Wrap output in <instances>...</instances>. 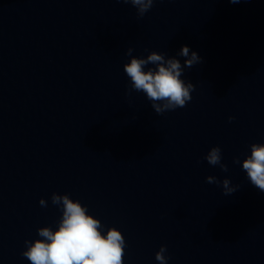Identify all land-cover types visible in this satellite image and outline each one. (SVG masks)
Masks as SVG:
<instances>
[{"label":"water","instance_id":"water-1","mask_svg":"<svg viewBox=\"0 0 264 264\" xmlns=\"http://www.w3.org/2000/svg\"><path fill=\"white\" fill-rule=\"evenodd\" d=\"M183 45L203 62L184 67ZM152 51L180 60L185 107L157 114L129 89L124 66ZM253 143L264 0H155L142 18L123 0H0V264H31L25 241L59 228L54 192L102 236L121 232L122 264H159L161 245L167 264H264V192L242 167ZM214 146L227 172L204 159ZM210 175L240 187L224 195Z\"/></svg>","mask_w":264,"mask_h":264},{"label":"clouds","instance_id":"clouds-1","mask_svg":"<svg viewBox=\"0 0 264 264\" xmlns=\"http://www.w3.org/2000/svg\"><path fill=\"white\" fill-rule=\"evenodd\" d=\"M137 9V16L143 17L152 7L155 0H123ZM230 3H239L240 0H229ZM133 49L129 48L126 55L131 56ZM165 53L152 51L147 59L132 58L130 63L124 66V71L131 80L130 90L143 91L152 108L157 114L166 111L183 108L191 101L190 93L194 90L191 82L185 83L181 79L184 67L202 63V58L189 46L183 45L177 53L184 57V67L180 60L169 58ZM155 64L156 70L149 68L143 70V66ZM229 122L235 117H229ZM251 154L243 162V170L246 171L250 183L264 192V144L253 143L250 145ZM209 165L219 166L224 172L228 171L226 164L222 163V151L219 146L212 147L204 157ZM234 163H239V158H234ZM209 184L222 185L224 195L236 192L240 185H233L230 179L222 181L215 176L206 177ZM52 204L58 207L63 205V218L59 228L52 231L49 227L39 228L38 236L45 240H36L34 243L25 241L28 250L22 252L31 264H122L125 239L121 232L115 228L110 229L106 236H102L100 222L91 215H87V207H82L79 201L73 202L68 194L59 195L53 193ZM42 207H46V201H39ZM47 241V242H45ZM167 247L161 245L155 253V259L159 264H167L169 259L165 255Z\"/></svg>","mask_w":264,"mask_h":264}]
</instances>
